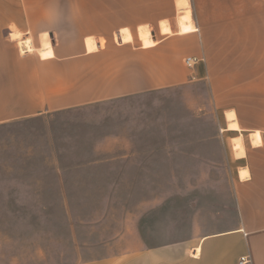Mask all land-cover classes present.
<instances>
[{
	"label": "crops",
	"instance_id": "0c3cea01",
	"mask_svg": "<svg viewBox=\"0 0 264 264\" xmlns=\"http://www.w3.org/2000/svg\"><path fill=\"white\" fill-rule=\"evenodd\" d=\"M185 15L191 30L181 32ZM27 39L34 53L16 47ZM151 51L154 81H144L136 57ZM187 57L198 61L189 67ZM196 85L230 121L225 131L249 139L238 176L204 204L172 198L154 227L126 218L109 237L88 233L75 264H239L246 255L264 264V0H0V124Z\"/></svg>",
	"mask_w": 264,
	"mask_h": 264
},
{
	"label": "rangeland",
	"instance_id": "374dc122",
	"mask_svg": "<svg viewBox=\"0 0 264 264\" xmlns=\"http://www.w3.org/2000/svg\"><path fill=\"white\" fill-rule=\"evenodd\" d=\"M136 60L154 81V52ZM208 99L205 86L150 88L0 124V264H75L88 233L109 237L126 218L154 227L172 198L209 201L242 161Z\"/></svg>",
	"mask_w": 264,
	"mask_h": 264
},
{
	"label": "bare ground",
	"instance_id": "6f19581e",
	"mask_svg": "<svg viewBox=\"0 0 264 264\" xmlns=\"http://www.w3.org/2000/svg\"><path fill=\"white\" fill-rule=\"evenodd\" d=\"M189 22H190V19H189L188 15L183 16L179 22V31H181V32L190 31L191 30V24ZM20 44H21L20 45L21 50L23 52L28 51V49H33V47L31 46L32 44L30 45V41L29 42L21 41ZM232 116H234V115H230L229 118ZM230 119H232V118H230ZM227 129H228V127H227ZM252 142L254 145L261 143L262 141H261L260 135L259 134L253 135L252 136ZM233 149L235 150V152L237 151V154H238L237 157H243L245 155L244 144H243V140H242L241 136L235 138ZM240 174H241V176H245V175H247V172L242 171Z\"/></svg>",
	"mask_w": 264,
	"mask_h": 264
},
{
	"label": "built area",
	"instance_id": "2783aa9c",
	"mask_svg": "<svg viewBox=\"0 0 264 264\" xmlns=\"http://www.w3.org/2000/svg\"><path fill=\"white\" fill-rule=\"evenodd\" d=\"M20 45V44H19ZM20 50H21V47H20ZM198 61L197 58L195 57H187L185 59V63L186 65H188L189 67H192L196 64V62ZM251 263V258L249 255H246V256H242L239 260V264H250Z\"/></svg>",
	"mask_w": 264,
	"mask_h": 264
}]
</instances>
